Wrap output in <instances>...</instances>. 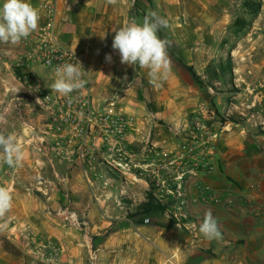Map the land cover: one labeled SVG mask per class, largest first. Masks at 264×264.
I'll return each instance as SVG.
<instances>
[{
	"label": "rangeland",
	"instance_id": "obj_1",
	"mask_svg": "<svg viewBox=\"0 0 264 264\" xmlns=\"http://www.w3.org/2000/svg\"><path fill=\"white\" fill-rule=\"evenodd\" d=\"M245 1L116 0L112 4L109 0H67L63 30L60 31L73 42L72 49L84 56L89 65H97L105 75L110 92L109 96H105L109 98L118 93L117 103L121 108H127L131 101L141 106V114L131 112L137 117L150 118L152 133L155 123H162L171 137V143L175 145L172 146L173 154L193 149L188 154L189 164L192 167L199 164L198 174H212L218 170L214 161L224 133L231 132L233 127L239 125L237 128L252 127L256 133L264 134V116L258 111V106L264 100V68L261 71L264 63V0H253L262 3L260 14L255 16L249 15L244 7ZM151 12L169 22L168 27L159 30L158 36L169 42L167 52L171 71L167 79L158 81L157 85L149 82L148 69L138 64H121L118 52L112 49V29L122 27L132 19L142 23L143 18ZM237 21L246 25H237ZM109 54L112 56L111 62L105 59ZM186 67L194 69L200 82L193 78ZM4 84V81H0V87ZM27 93L30 94L29 91ZM23 101L39 112L28 95ZM6 107V102L0 103V113L5 116L4 121L0 122V132L14 135L22 150L26 147L37 155H23L20 164L14 167L0 164V187L14 189L19 198L26 194L29 199L50 202L47 198L58 194L64 201L54 210H47L48 216L58 222L57 236L39 229L36 223H26L25 217L13 216L9 210L4 217H0V245L6 241L21 254L30 252L27 255L33 259V264H63L62 258L68 250L73 249L78 254L85 253L86 258H82V263L99 264L100 252L105 249L111 230L108 228L92 234L86 214L80 215L72 207L71 180L82 178L86 183L81 169L73 173L68 166L74 168L77 165L59 158H54L52 165L39 150L47 147L39 139L41 134L32 130L30 134L38 136L37 142L32 140L26 143L24 138L30 136L25 131L23 116L14 118L18 110L5 112ZM157 147L163 149L162 146ZM98 153L96 164L106 171L103 150ZM202 161L212 164L215 170L211 173L201 172ZM110 174L113 183L109 187L115 185L116 179L120 181L123 178L117 173ZM128 178L134 185H145V182L137 181L134 177ZM147 183L148 190L141 193L138 201L134 198L128 201L131 205L135 201L138 203L131 206L134 207L129 213L131 220L137 215L135 208L145 203L147 193H152L154 189L150 178ZM109 187L107 190L91 189V197L94 200L106 198L107 192L103 191H108ZM113 198L115 204L119 205L120 196ZM139 199L142 200L139 202ZM168 208L157 214L166 217L172 225H177L180 231L189 232L190 229L182 226L189 218L187 207L186 218H176L174 214L178 211L172 205L170 210ZM138 217L145 219L144 216ZM91 251L94 259L91 258ZM174 257L175 264H178L175 255L170 258Z\"/></svg>",
	"mask_w": 264,
	"mask_h": 264
},
{
	"label": "crops",
	"instance_id": "obj_2",
	"mask_svg": "<svg viewBox=\"0 0 264 264\" xmlns=\"http://www.w3.org/2000/svg\"><path fill=\"white\" fill-rule=\"evenodd\" d=\"M29 2L39 10L38 0H29ZM66 2L67 0L59 2L57 31L62 41L73 47V42L60 31L63 30ZM2 3L3 0H0V4ZM27 66L29 61L26 59V50L21 44L16 46L0 44V81L5 83V86L0 87V103H7L5 112L18 110L19 113L14 118L23 116L25 131L30 136L24 138L26 143L32 140L37 142L38 136H33L30 132L36 130L40 134L43 123L41 115L23 101L28 94L25 79ZM89 67L92 73L94 97L97 100L108 97L110 92L105 75L97 65L91 63ZM261 68L262 71L264 63ZM35 71L42 76V80L46 81L43 77L45 71L41 67H35ZM262 77L264 78V72ZM262 102L259 103L258 111L264 116V100ZM138 107L141 106L131 101L127 108L123 109L130 114L136 111L141 114V108L138 110ZM237 126L239 125L233 127L231 132L224 133L219 140L216 161H214L218 170L212 174L200 173L187 183L189 218H186L182 226L190 229L189 232L180 231L177 225H172L166 217L158 214L145 217L150 219L149 224H144V219H140L141 217H133L132 220L129 218V213L134 209L131 206L138 203L135 201V204L131 205L128 201L131 198L134 200L141 198V193L148 190L146 183L134 185L128 177L120 178V181L116 179L113 187L103 191L107 192L106 198L94 200L91 197V188L82 181V178L78 181L73 178L70 185L73 190V209L80 215L86 214V219L92 226V234L108 228L111 230L105 242L107 245L100 252L98 263L163 264L167 259L175 263V257L170 258L175 255L178 264H264V134L256 133L252 127L250 129L237 128ZM164 128L163 124L156 122L148 140L146 137L150 125L144 126L146 133L143 143H138L136 147L141 165L155 158L154 155L145 154L146 143L162 146L164 152L171 153L172 146L175 145L171 143V137ZM22 151L26 157L37 155L26 147ZM98 152L96 148L94 153L100 154ZM74 165L77 166L74 168L72 165L68 166L73 173L76 169H81L77 161ZM137 181L146 182L143 178ZM197 182L210 185L219 197L217 199L203 197L197 190ZM97 183H99L98 188L102 189L103 184L100 181ZM8 191L12 198L10 212L13 216L25 217L26 223L33 225L36 223L39 229L52 235L59 234L58 222L48 216L47 210L59 207L64 198L53 194L47 198L50 200L47 202L41 199H29L26 194L19 198L12 188ZM114 196L121 197L119 205L115 204ZM141 200L139 199V202ZM207 211H211L218 222L222 236L219 240L210 241L199 231V225ZM29 253L22 252L20 256H14L0 245V264H33V259L27 255ZM83 257L86 258L85 253L81 255L74 249L68 250L62 258V263L84 264L81 262Z\"/></svg>",
	"mask_w": 264,
	"mask_h": 264
},
{
	"label": "built area",
	"instance_id": "obj_3",
	"mask_svg": "<svg viewBox=\"0 0 264 264\" xmlns=\"http://www.w3.org/2000/svg\"><path fill=\"white\" fill-rule=\"evenodd\" d=\"M38 2L41 16L39 27L20 44L26 50V59L29 61L25 72L26 85L28 87L40 85L39 92L27 94L32 98L43 120L39 139L42 144L46 143L47 147L40 148V152L49 158L52 165L54 158L77 161L91 189L98 188L99 181L103 184L101 187L103 190L112 185L110 173H117L124 179L150 178L154 186L152 190L154 198L161 205L168 206V210L172 205L178 211L174 214L176 218L178 216L186 218L185 210L188 204L186 186L200 172L197 170L198 163L192 167L188 161V154L192 153L193 149L180 154H173L172 151L167 154L149 142L146 143L145 154L154 155L155 158L141 165L136 147L138 143H143L146 133L144 126L150 125V118L137 117L121 108L117 103L118 93L102 100L94 97L89 63L79 52L66 45L58 34L60 0ZM79 62L86 71L83 75L88 82L86 86L71 93L70 97L52 92L50 86L55 79L56 66L63 63L80 66ZM35 67H41L45 71L43 77L46 81L41 79L42 76L35 71ZM38 97L41 99L40 104L36 103ZM81 112L84 114L83 119L79 116ZM150 134L151 128L146 137L148 140ZM96 148L103 150L106 171L96 164L94 153ZM200 167L203 168L201 172L205 173L215 170L212 164L205 161H202ZM147 179L144 180L149 186ZM196 186L203 197L213 199L219 197L208 184L197 182ZM149 223L150 219L145 218L144 224ZM92 254L94 253L91 251V258L94 259ZM165 264L175 263L167 260Z\"/></svg>",
	"mask_w": 264,
	"mask_h": 264
},
{
	"label": "clouds",
	"instance_id": "obj_4",
	"mask_svg": "<svg viewBox=\"0 0 264 264\" xmlns=\"http://www.w3.org/2000/svg\"><path fill=\"white\" fill-rule=\"evenodd\" d=\"M109 3L115 4L116 0H109ZM40 19L39 10L29 0H3L0 4V44L19 45L38 29ZM168 26L167 19L151 12L143 18L142 23L132 19L124 26L112 29L114 33L112 49L118 52L121 64L129 66L138 64L141 68L148 69L149 82L153 85L167 79L171 71V61L167 52L169 42L158 36L159 30ZM105 59L111 62L112 56L106 55ZM79 65L72 63L57 65L55 79L50 86L51 91L70 97L74 91L83 89L88 82L83 78L86 71L80 62ZM28 91L39 92L40 85L28 87ZM36 103H41L39 97ZM79 116L83 119L84 114L81 112ZM4 119V114L0 113V122ZM22 158V148L15 136L0 132V164L14 167L20 164ZM11 201L9 191L0 187V217H4L11 209ZM199 231L210 241L222 238L218 222L211 211L205 212Z\"/></svg>",
	"mask_w": 264,
	"mask_h": 264
},
{
	"label": "trees",
	"instance_id": "obj_5",
	"mask_svg": "<svg viewBox=\"0 0 264 264\" xmlns=\"http://www.w3.org/2000/svg\"><path fill=\"white\" fill-rule=\"evenodd\" d=\"M244 7L248 11L249 15L255 16V15L260 14L262 3L253 1V0H247L244 3ZM236 24L240 26L246 25V23H241V21H237ZM186 68L190 72V74L193 76V78L197 82H200V77L196 74L194 69L192 67H186ZM222 122H225V121L223 120ZM146 196H147V201L145 203L138 205L135 208L136 214H137V215H134L135 217H138V216L148 217L153 214L162 213L166 209L165 206L161 205V203H159L158 200L154 198L151 192H148ZM3 247L11 255H14V256L21 255V252L18 249H16L14 246L10 245L6 241H4Z\"/></svg>",
	"mask_w": 264,
	"mask_h": 264
}]
</instances>
